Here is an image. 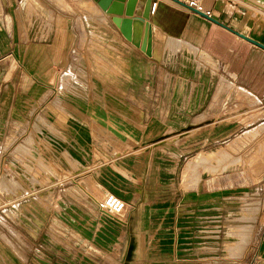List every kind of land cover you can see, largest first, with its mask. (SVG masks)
I'll list each match as a JSON object with an SVG mask.
<instances>
[{"label":"crops","instance_id":"0c3cea01","mask_svg":"<svg viewBox=\"0 0 264 264\" xmlns=\"http://www.w3.org/2000/svg\"><path fill=\"white\" fill-rule=\"evenodd\" d=\"M212 1L198 5L264 44V30L244 24L241 16L222 7H211ZM26 2L37 6L45 18L30 22L33 13ZM87 4L91 10H82ZM152 4V47L147 55L121 34L94 0H0V61L20 65L4 73L0 91L3 96L29 97L28 108L35 117L28 131L34 128L37 157L52 158L48 149L59 152L81 160L80 171L88 173L105 165L103 189L115 182L110 174L114 160L123 159L125 200L132 209L144 204L139 198H149L143 194L148 175L160 176L164 184L176 172L174 165L140 172L137 144L148 145L140 151L144 157L171 160L184 152L164 144L203 142L206 157H212L213 144H219L215 152H221V182L213 186L206 179V217L211 221L214 203L250 200L253 220L244 222L258 223L253 239L260 245L255 253L260 254L257 264H264V50L172 0ZM57 27L65 31L59 33ZM45 32L44 72L37 63L41 50L37 40ZM65 33V40L60 39ZM82 36L86 44L91 41V50L80 46ZM202 129L197 138L196 131ZM6 139L0 138V155ZM163 208L157 223H165L169 208ZM135 213L138 218L140 212ZM126 215L125 209L121 220L111 217L124 224ZM149 220L142 217V222Z\"/></svg>","mask_w":264,"mask_h":264},{"label":"rangeland","instance_id":"374dc122","mask_svg":"<svg viewBox=\"0 0 264 264\" xmlns=\"http://www.w3.org/2000/svg\"><path fill=\"white\" fill-rule=\"evenodd\" d=\"M250 1L213 0L211 7L217 5L238 14L244 24L262 31L264 2ZM26 7L33 13L29 15L30 22L34 18L36 21L45 18L32 3L26 2ZM84 9L91 10L88 4L82 7ZM57 31L65 30L57 27ZM65 38L66 33L60 37ZM34 42L32 39L30 43L35 47ZM37 43L41 48L37 63L42 64L45 72L48 70V33L39 37ZM80 46H88L91 50V41L86 44V37L82 36ZM13 62L0 61V89L4 73L6 76L12 69H20L18 62ZM223 81L220 78L219 88ZM228 86L232 88L231 83ZM29 102L28 96H3L0 91V138L8 140L0 155V264L258 263L260 254L256 255L255 248L259 247L260 240L253 239L258 223L244 222L245 219L253 220L250 200L245 199L242 204L236 200L214 203L211 221L206 217V179L213 186L221 182V152H215L219 144H213L212 157L205 156L203 142L164 144L165 148L184 152L183 157L175 160L144 157L140 151L148 145L137 144L140 172L162 165H174L176 172L164 184L158 179L160 176L148 175L143 194L149 198H139L144 204L138 207V203L132 209L125 200L123 159L114 160L110 174L115 182L103 189L105 165L101 167L100 164L98 170L88 173L80 171L81 160L62 157L59 152L48 149L52 158L37 157L33 148L34 128L28 131L35 117L33 110L28 108ZM58 106L60 109V104ZM25 125L27 128L22 127ZM196 133L198 138L204 130ZM18 139L21 145L16 144ZM128 148L127 145L122 149ZM206 162H209L207 172ZM109 193L125 202L126 223L120 224L100 210V203ZM193 200H196L195 207H192ZM163 207L169 208L163 219L165 223H157L154 220L159 211L165 210ZM135 212H140L138 218ZM141 216L153 221L142 222ZM168 236L170 239L166 240Z\"/></svg>","mask_w":264,"mask_h":264},{"label":"water","instance_id":"95a60500","mask_svg":"<svg viewBox=\"0 0 264 264\" xmlns=\"http://www.w3.org/2000/svg\"><path fill=\"white\" fill-rule=\"evenodd\" d=\"M106 14L111 15L112 22L121 34L133 45L139 47L147 55H151L152 31L149 24L150 11L154 0H94ZM188 7L190 10L221 25L227 30L253 43L264 50V44L219 22L208 13L193 6H188L180 0H172ZM138 3V8L136 4Z\"/></svg>","mask_w":264,"mask_h":264},{"label":"built area","instance_id":"2783aa9c","mask_svg":"<svg viewBox=\"0 0 264 264\" xmlns=\"http://www.w3.org/2000/svg\"><path fill=\"white\" fill-rule=\"evenodd\" d=\"M188 6H193L198 9H201V6L198 5L196 0H180ZM153 8V4H152ZM100 210L102 212L108 213L111 216H114L118 220H121L124 210H125V202L117 195L109 193L100 203Z\"/></svg>","mask_w":264,"mask_h":264},{"label":"bare ground","instance_id":"6f19581e","mask_svg":"<svg viewBox=\"0 0 264 264\" xmlns=\"http://www.w3.org/2000/svg\"><path fill=\"white\" fill-rule=\"evenodd\" d=\"M243 1H244V0H243ZM251 1H252V0H251ZM251 1H250V2H251ZM256 1H257V0H256ZM256 1H255V2H256ZM260 1L264 2V0H260ZM245 2H246V0H245ZM248 3H249V2H248ZM253 3H254V1H253ZM260 3H261V2H260ZM255 4H257V3H255ZM248 5H249V4H248ZM254 6H255V5H254ZM257 6H258V4H257ZM258 7H259V6H258ZM261 7H262V6H261ZM261 9H263V8H261ZM263 11H264V10H263ZM185 46H186V45H185ZM199 55H200V54H199ZM199 55H198V56H199Z\"/></svg>","mask_w":264,"mask_h":264}]
</instances>
